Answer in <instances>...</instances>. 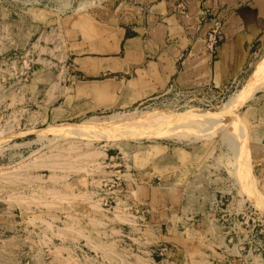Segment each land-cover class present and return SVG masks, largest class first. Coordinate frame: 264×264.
<instances>
[{
	"label": "rangeland",
	"instance_id": "rangeland-1",
	"mask_svg": "<svg viewBox=\"0 0 264 264\" xmlns=\"http://www.w3.org/2000/svg\"><path fill=\"white\" fill-rule=\"evenodd\" d=\"M93 2L0 0V264H164L156 255L159 246L154 244L152 231H144L142 226H139L141 230H133V220L141 223L136 217L142 216L145 209L137 213L128 211L131 201L123 196V191H118L121 185L115 189L109 180L114 176L121 179L120 175L128 170L135 173V161L153 145L165 149L168 164L176 162L178 150L185 151L187 162L197 167L202 177L198 183L201 182L206 192L214 188L230 191L232 195L249 192V182L243 181L242 176L247 174L248 165L254 176L252 151L240 133L232 136L224 132L236 124L235 116L219 128L226 121H221L219 109L257 78L260 88L257 86L251 98L234 109L237 117L245 124L247 121L251 145L264 119V116L259 119L264 107V72H260L264 68V43L253 49L237 79L214 89V99L208 106H191L214 112L200 117L216 116L203 123L205 126L181 129V124L176 126V123L186 120L157 117L154 110L174 109L168 105L167 97H164L165 103L159 96L150 101L148 108H142L145 103H138L125 110L91 113L67 122L36 125L30 130L22 128L26 108L33 109L31 102L27 101L26 105L23 98L29 97L27 89L35 67L33 44L39 42L40 31H45L42 35L49 32V22L39 23L44 18V10L48 16L54 15L51 13L54 11L74 14L91 9L85 6ZM35 28L38 33L33 34ZM42 38V46H51L47 38ZM161 90L147 98L158 96ZM184 108L187 107L176 111ZM115 113L118 114L114 123H108V116ZM88 118L102 122V128L94 124L93 130L81 129ZM162 120L166 127L158 128ZM104 123L108 124L104 127ZM70 126H78L75 129L79 133L73 135ZM188 130L194 134L210 130L208 137L211 138H189L184 132ZM176 168L165 173L166 182L175 184L183 171L181 167ZM108 196L116 203L109 202ZM246 199L250 204L248 220L242 231L239 229L234 234L230 242L234 245L229 244L223 254L236 259L231 260L232 264H264V208L254 197L247 195ZM103 202L106 204L102 205ZM203 236L208 238L209 233ZM216 240L219 252L224 248L218 244L221 238ZM204 243L206 246L195 257L191 255L185 262L174 264H210L211 246L209 241Z\"/></svg>",
	"mask_w": 264,
	"mask_h": 264
},
{
	"label": "crops",
	"instance_id": "crops-1",
	"mask_svg": "<svg viewBox=\"0 0 264 264\" xmlns=\"http://www.w3.org/2000/svg\"><path fill=\"white\" fill-rule=\"evenodd\" d=\"M92 1L85 6L91 8L86 12L63 15L54 11L48 16L44 10L39 23L49 22L50 26L46 35L40 31L39 42L33 44L35 67L28 84L29 97H23L33 109L26 108L25 130L91 113L129 109L169 83L184 89L219 88L237 79L253 49L264 43V0ZM213 18L221 22L220 35L209 51L203 38ZM42 37L51 46H42ZM235 111L219 128L235 116L236 124L224 132L232 136L240 133L252 151L255 177L248 165L250 169L242 178L253 192L246 194L254 197L256 193V202L260 205L261 198L264 204V107L259 117L263 121L251 145L247 121L245 124ZM184 132L189 138H211L210 130ZM164 151L162 146H151L135 161V173L128 170L120 175L123 196L145 209L136 217L141 223L133 220V230L142 226L144 231H152L154 244L159 246L156 255L164 264L195 257L206 246L205 241L211 246L210 264H232L236 259L223 252L229 244L234 245L230 243L234 234L242 231L248 220L247 195L217 188L204 191L198 183L202 177L197 167L187 162L186 152L178 150L176 162L168 164ZM176 167L183 168L182 174L175 184L166 182L165 173ZM208 233V238L203 236ZM217 238L224 248L219 252Z\"/></svg>",
	"mask_w": 264,
	"mask_h": 264
},
{
	"label": "bare ground",
	"instance_id": "bare-ground-1",
	"mask_svg": "<svg viewBox=\"0 0 264 264\" xmlns=\"http://www.w3.org/2000/svg\"><path fill=\"white\" fill-rule=\"evenodd\" d=\"M260 72L261 73H263L264 72V68L263 69H261L260 70ZM259 72V73H260ZM261 75V74H260ZM259 81L257 80V78L253 81V82H249V84L247 85V87H244L243 89H241V90H239L237 93H235V94H233L231 97H230V100L227 102V104L225 105V107L221 110V109H219V111H221L222 112V115H221V121L223 122L224 120H226L231 114H232V112L234 111V109L236 108V107H238V106H241L246 100H247V98H249L250 96H251V93L253 94L254 93V91H256V87L257 86H259L258 88H260V84L258 83ZM262 83H263V81H262ZM222 105V104H221ZM221 105H219L218 107H220ZM224 106V105H223ZM217 107V106H216ZM215 107V108H216ZM135 109H137V108H135ZM162 109H164V110H154V114H156V116L157 117H161L162 119H164V120H186V121H180V122H173V124H175L176 123V126L177 125H179V124H181L179 127L181 128V127H185V126H188L187 128L188 129H190V127L192 128V127H198V126H200V125H202V126H205L203 123H206L209 119H213V118H215L216 116H212V117H210V118H203V119H201L200 117H206V116H209V115H213V113L214 112H206V111H209V110H207V109H203V108H198V107H187V108H184V109H180V110H184V111H176L177 109H167V108H162ZM166 110V111H165ZM168 110V111H167ZM218 111V112H219ZM153 112V111H152ZM123 113V112H122ZM116 114H118V113H115V114H111V115H109L108 116V118L110 119V122H108V123H114V121L116 120ZM120 115V117L122 118L123 116H121V114H119ZM123 115V114H122ZM115 118V119H114ZM189 119H193V120H189ZM164 120H162V121H160V124L158 123V128H159V126H163V128L164 127H166V125H164V123L165 122H163ZM149 121V120H148ZM219 121V120H218ZM151 122V121H150ZM155 122V121H154ZM157 122V121H156ZM161 122H163V123H161ZM168 122V121H167ZM102 122H100V123H98L97 121H95V119H93V118H88V119H86V120H84V122H83V124H84V126H82V128L81 129H84V130H87V131H89L90 129H94V124L96 125H100ZM108 123H106V124H108ZM105 123H104V127H105V125H106ZM151 124H153V125H155V123H151ZM170 124H172V122L170 123ZM170 124L168 125V126H170ZM196 124H199V125H196ZM102 125V124H101ZM100 125V126H101ZM145 125V124H144ZM143 125V126H144ZM152 125V126H153ZM149 126V125H148ZM151 126V127H152ZM167 126V128H169V129H171L170 127H168ZM172 126V125H171ZM190 126V127H189ZM211 126V125H210ZM72 127V129H73V135L74 134H78L79 132H78V130L79 129H75L76 127H78V126H76L75 128H73L74 126H70V128ZM107 127V126H106ZM173 127V126H172ZM214 127H215V125H214ZM79 128V127H78ZM101 128H102V126H101ZM155 128V127H154ZM166 128V129H167ZM176 128V127H175ZM165 129V130H166ZM182 129V128H181ZM185 129V128H184ZM183 129V130H184ZM83 130V132L85 133V131ZM91 130V131H92ZM164 130V129H163ZM174 130V129H173ZM65 131V130H64ZM70 131V130H69ZM69 132L70 133V135H72V132ZM76 131V132H75ZM86 131V132H87ZM170 131V130H169ZM172 131V130H171ZM176 131H178V130H176ZM181 131V130H180ZM75 132V133H74ZM78 132V133H77ZM81 132H82V130H81ZM204 132L206 133V131L204 130ZM82 134V133H81ZM168 135H171V134H168ZM134 137H136V136H134ZM174 138V137H173ZM185 139V138H184ZM183 139V140H184ZM250 168L248 167V169H247V172H248V170H249ZM243 180V179H242ZM243 181H245V180H243ZM246 182V181H245ZM247 193H253V192H247ZM250 194V195H251ZM253 195H255V196H257V194L256 193H254ZM254 196V197H255ZM260 202H261V204H260V206L262 207V208H264V204H263V202L261 201V198H260ZM258 203V202H257ZM258 205H259V203H258Z\"/></svg>",
	"mask_w": 264,
	"mask_h": 264
},
{
	"label": "built area",
	"instance_id": "built-area-1",
	"mask_svg": "<svg viewBox=\"0 0 264 264\" xmlns=\"http://www.w3.org/2000/svg\"><path fill=\"white\" fill-rule=\"evenodd\" d=\"M220 25H221V22L218 19L213 18L211 20L210 27L207 30L203 38L205 47L209 51H211L214 45H216L218 42L219 35H220ZM213 94H214V89H211L208 87L207 88L184 89V88L178 87L176 84L169 83L161 90L158 96L143 99L141 102H139V105H141L142 103H145V105L142 108H148L152 103L150 101L161 96L162 100L164 99V97H167L168 105L174 107V109L181 108V107H191L193 105L208 106L210 102L214 99ZM164 102L166 103V99H164ZM162 105H165V104H162ZM109 180H110V186H114L115 189L118 188V186H120L122 182L118 176H114L113 178H110ZM118 191H122V190L119 188ZM107 198L110 199L109 202H113V204L116 203V201L114 202L113 200H111L110 196H108ZM105 202H103L102 205H105L106 204ZM128 206H129L128 211H132L133 213H137L141 207L138 205V203H134V202H131ZM109 207L110 206H108V208ZM101 209H104V208L101 207ZM105 210H108V209L106 208ZM105 210L104 212H106ZM258 217L259 216H257V219ZM251 221H253V218H251ZM256 225H258V223H256Z\"/></svg>",
	"mask_w": 264,
	"mask_h": 264
}]
</instances>
